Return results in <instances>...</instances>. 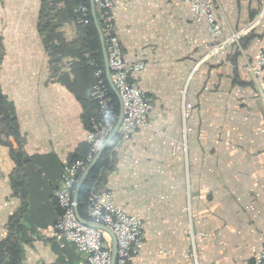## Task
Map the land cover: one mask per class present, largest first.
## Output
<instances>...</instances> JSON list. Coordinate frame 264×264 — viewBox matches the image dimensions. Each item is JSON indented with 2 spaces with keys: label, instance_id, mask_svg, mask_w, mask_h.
Segmentation results:
<instances>
[{
  "label": "crops",
  "instance_id": "obj_1",
  "mask_svg": "<svg viewBox=\"0 0 264 264\" xmlns=\"http://www.w3.org/2000/svg\"><path fill=\"white\" fill-rule=\"evenodd\" d=\"M216 1L220 38L243 32L216 55L187 4L120 0L114 10L123 55L145 62L137 84L153 98L149 126L114 142L101 180L143 220L134 264H192L193 249L201 264H252L264 240V79L248 69L264 42V0ZM41 3L0 0V104L18 133H0V242L15 218L20 264H84L73 245L54 240L53 225L62 167L84 151L85 116L96 110L92 78L76 64L65 2L42 17ZM11 148L25 159L17 169Z\"/></svg>",
  "mask_w": 264,
  "mask_h": 264
},
{
  "label": "built area",
  "instance_id": "obj_2",
  "mask_svg": "<svg viewBox=\"0 0 264 264\" xmlns=\"http://www.w3.org/2000/svg\"><path fill=\"white\" fill-rule=\"evenodd\" d=\"M120 0H94L98 19L106 46L107 62L112 84L117 90L123 110V118L116 134V143L127 140L139 128L150 124L153 110V98L137 84V77L144 68L145 62H130L123 55L121 42L115 31L114 10ZM179 1L190 6L197 21H204L205 30L210 37V53L218 54L227 45L237 42L243 32L235 31L224 38L221 36V25L218 18L220 6L216 0H169ZM77 22L88 24V8L81 4L78 9ZM257 79L264 78V42L259 44L255 61L248 67ZM105 74V72H104ZM92 98L96 104L97 116L90 119L86 131L88 151L83 158L66 163L62 167L59 185L55 191V202L60 210L53 225V238L60 247L73 245L84 257V264H111L112 239L104 230L83 223L79 220L73 203L75 186L80 174L98 152L109 136L117 119L114 97L109 83L103 77V71L94 72ZM182 95L185 90H181ZM190 104L183 100L182 114L188 115ZM1 117V115H0ZM190 128L186 127V131ZM175 145L173 151L180 148ZM110 190L92 185L87 198L86 219L93 224H100L112 231L116 238V263L134 264V258L143 244V220L140 214H129L113 201ZM195 234L193 238L200 237ZM192 264H201L200 254L193 249ZM252 264H264V240L257 251Z\"/></svg>",
  "mask_w": 264,
  "mask_h": 264
},
{
  "label": "trees",
  "instance_id": "obj_3",
  "mask_svg": "<svg viewBox=\"0 0 264 264\" xmlns=\"http://www.w3.org/2000/svg\"><path fill=\"white\" fill-rule=\"evenodd\" d=\"M58 0H42L41 3V17L42 13H47V16L50 14L51 11H53V15L58 14V9L56 8L54 2ZM65 3V12H66V20H74L77 32H78V40L77 44L79 46L76 54H78L79 60L76 64H79L90 71L92 83H91V91H90V102L91 105L93 104L96 109V104L92 98L91 92H92V86L94 84V72L97 69H101L103 71V77L106 80V76L104 74V62H103V56L101 52L100 42L98 38V33L95 28L91 11H90V3L89 0H63ZM84 4L88 8V24L83 25L77 22V16L78 7ZM43 28V31L46 32H54V28L50 25V23H45L41 27ZM57 37L59 38V34H51L50 38ZM1 58V55H0ZM111 94L114 97L116 112L118 114L119 112V101L114 93V91L109 86ZM1 98V97H0ZM0 125L1 130L0 133H3L4 135L13 134L14 137H17V124L15 122L14 117H12L9 113H7L0 104ZM97 116V109L94 110L91 114L85 116V125L87 126V129L90 126V119L92 117ZM116 141V138H114L109 146L104 150L100 158L98 159L95 166L91 169L89 174L87 175L85 181L83 182L79 193L77 197V210L79 215L84 218L88 219L86 215V205H87V198L88 193L92 187V185H96V187H101V180L104 177V174L107 170L111 168V147L114 145V142ZM0 143L7 144L2 138H0ZM88 143L86 142L85 145L82 147L84 151L82 154L77 155L75 158L80 159L83 158L87 151H88ZM81 148V149H82ZM10 155L11 158L16 163V169L23 165L25 163V159L23 158L22 153L18 149H10ZM75 161V160H74ZM102 188V187H101ZM56 203V202H55ZM57 206V205H56ZM58 208V207H57ZM59 210V208H58ZM60 214V210H59ZM17 220L15 218H11L9 221V235L4 240L0 242V264H20L21 261V253L20 248L17 245V240L13 237L12 231L19 230V226L17 225Z\"/></svg>",
  "mask_w": 264,
  "mask_h": 264
},
{
  "label": "water",
  "instance_id": "obj_4",
  "mask_svg": "<svg viewBox=\"0 0 264 264\" xmlns=\"http://www.w3.org/2000/svg\"><path fill=\"white\" fill-rule=\"evenodd\" d=\"M90 3V11H91V15H92V19L95 25V28L97 30L98 33V38H99V42H100V47H101V52H102V56H103V62H104V72H105V76L106 79L111 87V89L114 91V93L116 94L118 101H119V112H118V116L115 122V125L113 127V130L111 131V133L109 134V136L106 138V140L104 141V143L102 144V146L100 147V149L98 150V152L95 154V156L92 158V160L88 163V165L86 166V168L83 170V172L80 174L79 179L77 181V184L75 186V190H74V195H73V203H74V208L76 211V214L79 218V220L83 223L89 224V225H94L104 231H106L112 239V256H111V264H115L116 263V251H117V245H116V238L114 236V234L112 233L111 230H109L107 227L100 225V224H93L91 222H88L86 219L82 218L77 210V197H78V193L79 190L83 184V182L85 181L87 175L89 174V172L91 171V169L95 166V164L97 163L98 159L100 158V156L102 155V153L104 152V150L109 146V144L111 143V141L113 140V138L116 136V134L118 133V128L120 126V123L122 121L123 118V110H122V106H121V99L120 96L117 92V90L115 89L114 85L112 84L111 81V76H110V70L108 67V62H107V54H106V46H105V41L103 38V34H102V30H101V26H100V22L98 19V14H97V10H96V6L94 3V0H89Z\"/></svg>",
  "mask_w": 264,
  "mask_h": 264
},
{
  "label": "rangeland",
  "instance_id": "obj_5",
  "mask_svg": "<svg viewBox=\"0 0 264 264\" xmlns=\"http://www.w3.org/2000/svg\"><path fill=\"white\" fill-rule=\"evenodd\" d=\"M263 79H264V78H263ZM263 79H260V80H263ZM114 138H116V136H115ZM114 138H113V139H114ZM100 188H101V187H100Z\"/></svg>",
  "mask_w": 264,
  "mask_h": 264
}]
</instances>
